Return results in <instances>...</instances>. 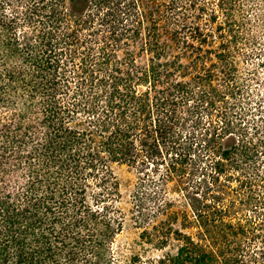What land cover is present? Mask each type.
Returning a JSON list of instances; mask_svg holds the SVG:
<instances>
[{
	"label": "trees",
	"instance_id": "obj_1",
	"mask_svg": "<svg viewBox=\"0 0 264 264\" xmlns=\"http://www.w3.org/2000/svg\"><path fill=\"white\" fill-rule=\"evenodd\" d=\"M259 69L264 0H0V264H112L115 165L123 264H264Z\"/></svg>",
	"mask_w": 264,
	"mask_h": 264
},
{
	"label": "rangeland",
	"instance_id": "obj_2",
	"mask_svg": "<svg viewBox=\"0 0 264 264\" xmlns=\"http://www.w3.org/2000/svg\"><path fill=\"white\" fill-rule=\"evenodd\" d=\"M258 11H253V17H256L255 13L257 14ZM252 14V13H251ZM250 14V15H251ZM260 22V20H259ZM261 24V22H260ZM258 35V33H256ZM256 59L252 60L251 62L244 64V72H246V68H248L251 63H256ZM253 66V65H251ZM259 75L264 81V70L259 69ZM252 88L253 93H256L257 90H260L264 94V82L263 83H256L252 82L250 85ZM113 172L119 183V192L121 194L120 201L117 203L118 208L122 213L125 214V227L124 230L116 236L115 242L113 244V252H114V261L112 264H123L124 260L129 258L131 253H133V246L136 245V238H137V230L129 226V209L132 206L131 199L133 195V191L136 186L139 185L140 181L143 179L142 176L137 172L135 167H129L126 165H115L113 168ZM140 178V179H139ZM146 178V177H144ZM189 178L184 176L182 179L175 178L173 181H170L167 184L166 194L168 198L174 199L173 202L176 204V208L180 206L181 202L184 201L183 194L178 193L180 190L178 187L183 189V185L187 184ZM147 187V186H146ZM154 188H148L143 191H151ZM184 192V191H183ZM185 193V192H184ZM181 208V207H180ZM138 247V246H137ZM136 251H141V256L143 257L144 261L156 259L160 252L156 251L154 248H149L147 246L145 252H142L139 248H135Z\"/></svg>",
	"mask_w": 264,
	"mask_h": 264
}]
</instances>
